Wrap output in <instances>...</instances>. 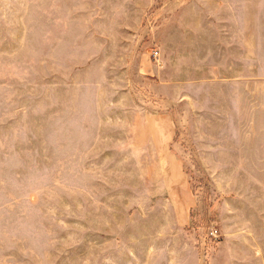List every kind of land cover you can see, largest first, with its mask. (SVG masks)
<instances>
[{
	"label": "rangeland",
	"instance_id": "374dc122",
	"mask_svg": "<svg viewBox=\"0 0 264 264\" xmlns=\"http://www.w3.org/2000/svg\"><path fill=\"white\" fill-rule=\"evenodd\" d=\"M229 1L0 0V264H222L247 176L220 167L264 131L262 0L250 123L230 60L181 41Z\"/></svg>",
	"mask_w": 264,
	"mask_h": 264
},
{
	"label": "crops",
	"instance_id": "0c3cea01",
	"mask_svg": "<svg viewBox=\"0 0 264 264\" xmlns=\"http://www.w3.org/2000/svg\"><path fill=\"white\" fill-rule=\"evenodd\" d=\"M208 5L210 6V4L197 5V10H193L194 18L191 17L193 23L188 26L183 25L181 48L185 51L182 59L200 60L203 56H200L201 52L223 53L221 59L230 60L231 84L236 96H239L230 101L231 117L237 124L250 123V120H253L255 107L254 0H230L224 4L217 2L213 5V13L222 12L223 8H226L229 12L228 18L223 19L220 14L218 16L212 14L214 20L203 21L201 17ZM258 8L264 11V0L260 2ZM259 40L264 45V20L261 24ZM175 50L177 51V48ZM261 107L264 119V100ZM257 138L261 141L259 147L249 145L245 153L242 150L237 151L238 156L244 159L239 158L235 163L224 165L229 166L228 168L220 167V170L245 172L247 176L245 196L235 195L230 200L231 218L240 222L242 228L235 230L232 236L234 239L231 238L227 248L222 249L224 252L221 255L222 264H264V131L257 135ZM239 183L238 181L237 186Z\"/></svg>",
	"mask_w": 264,
	"mask_h": 264
}]
</instances>
